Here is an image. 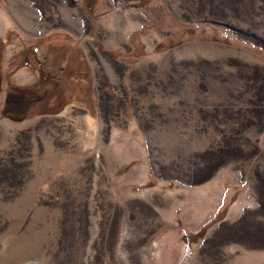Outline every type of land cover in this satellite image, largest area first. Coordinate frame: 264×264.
Instances as JSON below:
<instances>
[{
    "label": "rangeland",
    "instance_id": "rangeland-1",
    "mask_svg": "<svg viewBox=\"0 0 264 264\" xmlns=\"http://www.w3.org/2000/svg\"><path fill=\"white\" fill-rule=\"evenodd\" d=\"M0 91V264H264V0H0Z\"/></svg>",
    "mask_w": 264,
    "mask_h": 264
},
{
    "label": "trees",
    "instance_id": "trees-1",
    "mask_svg": "<svg viewBox=\"0 0 264 264\" xmlns=\"http://www.w3.org/2000/svg\"><path fill=\"white\" fill-rule=\"evenodd\" d=\"M1 92L2 91H0V93ZM9 100H11V101H9ZM22 101L23 102L12 101V99H10V98L7 99V97H6L3 108L1 111H5L6 113L7 112L12 113L17 108L20 109L21 107H23L22 110H24V109L28 108L32 103H34L33 101H31V99H27V98H25V100H22ZM23 104H25V105H23ZM11 110H13V111L11 112ZM3 116L6 117L7 115H3ZM14 120L21 121L22 117L19 119L15 118Z\"/></svg>",
    "mask_w": 264,
    "mask_h": 264
},
{
    "label": "flooded vegetation",
    "instance_id": "flooded-vegetation-1",
    "mask_svg": "<svg viewBox=\"0 0 264 264\" xmlns=\"http://www.w3.org/2000/svg\"><path fill=\"white\" fill-rule=\"evenodd\" d=\"M10 85H11L10 83H7V84H6V87H8V86L10 87L9 90L5 91V96L7 97V99L10 98V99H12V101L23 102L22 100H25V98H22V94H19V93L14 94L13 92H14L16 89H15L12 85H11V86H10ZM5 99H6V98H5ZM5 99H4V102H5ZM9 101H11V100H9ZM23 105H25V104H23ZM22 109H23V107H21L20 109L17 108V109H15L14 111L11 110V112L13 111V113L18 114V113H20L21 111H23Z\"/></svg>",
    "mask_w": 264,
    "mask_h": 264
},
{
    "label": "crops",
    "instance_id": "crops-1",
    "mask_svg": "<svg viewBox=\"0 0 264 264\" xmlns=\"http://www.w3.org/2000/svg\"><path fill=\"white\" fill-rule=\"evenodd\" d=\"M22 68H24V66H22ZM10 83V82H9ZM11 85H12V83H10ZM22 85V84H21ZM13 86V85H12ZM14 86H16V85H14ZM19 87H22V86H19Z\"/></svg>",
    "mask_w": 264,
    "mask_h": 264
}]
</instances>
